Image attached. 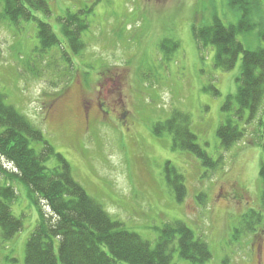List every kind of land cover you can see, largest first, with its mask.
<instances>
[{"label": "rangeland", "instance_id": "rangeland-1", "mask_svg": "<svg viewBox=\"0 0 264 264\" xmlns=\"http://www.w3.org/2000/svg\"><path fill=\"white\" fill-rule=\"evenodd\" d=\"M78 1L93 7V14L81 33L84 48L69 51L75 68L70 81L60 53L50 50L40 57L34 22L9 23L0 16L5 103L35 123L87 194L143 240L153 244L162 223L181 220L209 247L211 258L204 264H264V228L237 239L232 231L253 197L260 204L264 146L258 124L247 123L244 113L238 123L245 137L230 150H223L216 136L218 125L237 107L233 102L234 109L222 110L236 91L240 60L229 71L219 70L213 48L199 47L190 25L212 13L227 23L232 14L215 0H49L48 20ZM165 38L173 44L161 48ZM238 38L249 49L264 45L253 32ZM172 108L190 115L197 144L211 158L221 157L222 168L212 172L192 153L171 150L166 133L154 134L153 125ZM166 161L184 177L181 202L164 182ZM200 193L205 200L198 202ZM18 194L11 211L23 227L10 240L0 235V264H25V243L35 226L36 206L25 191ZM172 262L192 264L177 252Z\"/></svg>", "mask_w": 264, "mask_h": 264}, {"label": "trees", "instance_id": "trees-1", "mask_svg": "<svg viewBox=\"0 0 264 264\" xmlns=\"http://www.w3.org/2000/svg\"><path fill=\"white\" fill-rule=\"evenodd\" d=\"M215 1L220 9L227 7L233 21L226 19V23L212 13L201 24L195 21L190 25L196 44L201 48H213L214 66L219 70L229 71L240 60L236 91L227 96L222 110L227 113L234 109L233 102L237 107L232 116H225L218 125L217 139L223 150H230L242 140L245 129L240 127L238 120L243 119L245 113L247 123L257 122V137L263 140L264 146V45L249 49L238 38L253 32L264 40L261 8L264 0ZM81 2L61 9V13L50 22L48 18L53 12L49 0H0V16L12 23L19 20L34 22L40 57L50 50L60 53L70 81V73L74 74L72 70L75 68L69 51L78 54L84 48L81 33L88 27L87 15L93 14V7ZM173 41L163 39L161 48ZM106 68L102 66V69ZM215 94H218L217 90ZM172 109L165 120L153 125L154 134L166 133L170 137L171 150L192 153L212 172L222 168L221 157L211 158L197 144L190 128V115ZM258 175L261 205L256 197L252 198L251 208L242 212L239 225L232 229L236 239L240 234L254 237L264 228L261 225L264 219L263 162ZM205 176L206 173L202 178ZM164 182L174 198L181 202L186 195L184 177L170 161L165 163ZM21 190L36 206L35 226L24 247L25 264H173L174 252L192 264H204L211 258L207 244L201 242L181 220L162 223L159 235L151 244L125 228L120 220L112 218L101 203L89 196L73 178L69 163L54 150L42 130L14 106L6 104L0 93V235L3 240H10L23 227L22 218L11 211V205L17 201ZM202 194L195 195L198 202L205 200ZM223 196L228 198L226 194Z\"/></svg>", "mask_w": 264, "mask_h": 264}]
</instances>
